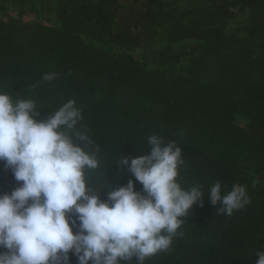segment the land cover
I'll return each instance as SVG.
<instances>
[{"label":"trees","instance_id":"obj_1","mask_svg":"<svg viewBox=\"0 0 264 264\" xmlns=\"http://www.w3.org/2000/svg\"><path fill=\"white\" fill-rule=\"evenodd\" d=\"M43 1L57 5L60 27L0 19V92L33 100L38 121L76 102L77 128L91 141L85 150L99 161L96 170L85 169L86 184L96 189L131 179L142 191L118 163L146 154L152 135L181 148L177 182L200 185L204 200L180 218L169 250L144 264H256L264 251V0H188L184 8L143 0L137 11L126 9V0ZM235 4L250 11L228 33ZM160 26L161 44L168 43L156 50ZM186 40L191 49L174 56ZM144 46L153 69L131 53ZM181 57L188 67L169 71ZM2 171L12 172L0 162ZM217 181L229 191L245 186L249 203L218 214L208 197Z\"/></svg>","mask_w":264,"mask_h":264},{"label":"clouds","instance_id":"obj_2","mask_svg":"<svg viewBox=\"0 0 264 264\" xmlns=\"http://www.w3.org/2000/svg\"><path fill=\"white\" fill-rule=\"evenodd\" d=\"M40 111L31 99L0 92V162L22 182L0 194V248L7 249L0 252V264H71L69 253L77 264H132L133 257L144 264L169 250L180 218L204 200L200 185L183 189L177 182L181 148L152 135L146 154L124 155L118 163L142 191L131 179L96 189L86 184L85 169L96 170L99 161L85 150L91 141L77 128L82 115L76 102L38 121ZM208 197L219 204L218 214L229 216L249 203L245 186L234 184L229 191L219 181ZM256 255V264H264V251Z\"/></svg>","mask_w":264,"mask_h":264},{"label":"rangeland","instance_id":"obj_3","mask_svg":"<svg viewBox=\"0 0 264 264\" xmlns=\"http://www.w3.org/2000/svg\"><path fill=\"white\" fill-rule=\"evenodd\" d=\"M225 1V0H224ZM143 0H126L122 1L121 3L124 5L126 9L137 11L141 7ZM168 5L175 6L176 8H184L188 5V0H166ZM57 5L51 4L49 2H45L43 0H22L21 2L14 3V1L8 0H0V19L8 22V21H16L21 24H42L47 25L49 27H60L61 23L58 18V15L55 11V7ZM230 10L233 12L235 18L231 20L228 25L227 29L229 30L228 33H231L235 28H238L241 23L246 21L248 18V14L250 9L243 8L240 4H235V6H230ZM167 24V23H166ZM155 34L158 36L154 38V42L156 45V50L165 46L168 41H164V44H161L162 40V27H155ZM193 42L190 40L181 41L179 44L174 46L173 54L177 56V53L180 49L184 48L186 50H190L192 47ZM148 50L143 48L137 47L132 49L131 53L133 56L143 62H147L148 69H153L155 65L150 61H147ZM189 59L181 57L178 64L174 65L173 67L170 66L168 68L169 71L173 70H185L189 65ZM239 125L243 128L246 127L247 121L238 118L237 119ZM264 181V179H263ZM22 182H17L14 178L12 172L9 171H2L0 172V194L10 193L13 189L19 186ZM69 216H73L74 213H69ZM76 229H73L74 234L76 233ZM7 251V249L0 248V252Z\"/></svg>","mask_w":264,"mask_h":264}]
</instances>
